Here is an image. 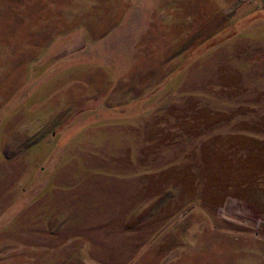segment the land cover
I'll use <instances>...</instances> for the list:
<instances>
[{"label": "rangeland", "instance_id": "1", "mask_svg": "<svg viewBox=\"0 0 264 264\" xmlns=\"http://www.w3.org/2000/svg\"><path fill=\"white\" fill-rule=\"evenodd\" d=\"M161 2L0 0V264H264V0Z\"/></svg>", "mask_w": 264, "mask_h": 264}, {"label": "crops", "instance_id": "2", "mask_svg": "<svg viewBox=\"0 0 264 264\" xmlns=\"http://www.w3.org/2000/svg\"><path fill=\"white\" fill-rule=\"evenodd\" d=\"M140 2V1H139ZM142 2V1H141ZM138 3V2H137ZM160 3H162L161 2V0H153V4H152V7L150 8V10H149V12H147L146 10H145V12L147 13V15H149L148 16V18H147V21L144 23L143 21H142V24L139 26H137L138 28H140V29H138V31H136L135 32V30H130V32H128L129 33V36L131 37V36H133V43H135L136 44V41L138 40V36L139 35H142V33L144 32V30H146L145 28H146V26H148L149 24H151L152 23V21H153V19H154V17H155V14H156V10H157V7H158V4H160ZM161 5V4H160ZM129 11H131V10H129ZM138 12H139V10H138ZM139 15H140V17H141V19H142V17L143 16H141V14L139 13ZM136 27V28H137ZM134 28V27H133ZM135 28V29H136ZM95 32H98V31H95ZM135 32V33H134ZM103 33V32H102ZM101 33V34H102ZM100 34V35H101ZM87 35H88V37L89 38H91L90 40H92V42H95V44H98L99 42H101L102 40L101 39H105V37L103 38L102 36H100L99 38H101V39H99V38H95L94 36L96 35V34H93L92 33V31H89V33H87ZM97 36H98V34H97ZM138 37V38H137ZM89 38H88V40H89Z\"/></svg>", "mask_w": 264, "mask_h": 264}]
</instances>
